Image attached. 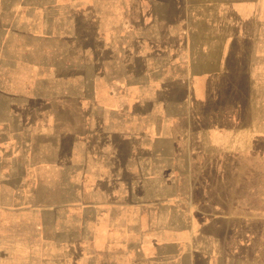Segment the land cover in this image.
I'll return each mask as SVG.
<instances>
[{"label":"rangeland","instance_id":"374dc122","mask_svg":"<svg viewBox=\"0 0 264 264\" xmlns=\"http://www.w3.org/2000/svg\"><path fill=\"white\" fill-rule=\"evenodd\" d=\"M56 5L57 24L71 26L68 40L73 56L81 48L91 59L119 55L136 63L135 81L127 82L134 87L132 103L154 92L160 94L146 80L144 58L158 60L167 55L165 71L185 79L177 86V97L167 99L186 111L178 114L184 127L177 133L188 137L192 122L203 133V123L210 121L215 137H222L223 131L231 136V148L228 152L196 150L183 162L184 185L179 196L184 202L178 201L177 212L169 215L182 224L159 230L157 225L104 222L97 236L93 232L90 239L82 240H78L76 224L72 241L64 240L67 226L61 221L48 225L46 213L27 208V202L19 207L22 197L29 200L31 196L19 193V163L0 161V264H133L139 259L141 244L143 250L147 248L146 258H152L154 247L172 244L162 241L172 233L193 236L184 241L188 244L185 251L192 248L217 259L224 255L216 259L217 264H264V0H56ZM157 62L152 64V73L162 68ZM72 82H0V141L11 142L4 146L9 156H19V90L24 88L23 95L35 91L43 96L77 84ZM97 89H104L105 93L97 91L105 103L110 87ZM91 96L97 98L95 89ZM155 102L158 107L164 104L163 100ZM46 196V188H41L38 197ZM66 196L57 192L56 203L63 204ZM128 228L158 237L124 241ZM195 260L196 264L208 262L203 257Z\"/></svg>","mask_w":264,"mask_h":264},{"label":"crops","instance_id":"0c3cea01","mask_svg":"<svg viewBox=\"0 0 264 264\" xmlns=\"http://www.w3.org/2000/svg\"><path fill=\"white\" fill-rule=\"evenodd\" d=\"M56 9V0H0V82H77L43 96L33 94L35 91L23 95L24 88L19 90V156L6 152L4 146L11 145L9 139L0 141V161H18L19 193L31 194L29 200H19V207L27 202V208L46 213L48 225L62 222L67 226L63 234L66 241L73 240L77 230L72 226L76 224L80 230L78 240L90 239L93 232L97 236L104 222L110 226L157 225L159 230L182 224L175 215L171 219L169 215L177 212L178 201L184 202L179 196L184 185L183 162L190 160L196 150L228 152L231 136L223 131L222 137H215L210 121L203 123V133L193 122L187 129L190 136L182 138L183 133H177L184 127L178 114L186 111L181 105L167 103V99L177 97V86L185 79L182 74L165 71L167 55L158 60L155 56L144 58L146 80L160 94L154 92L152 97L132 103L130 90L134 87L127 82L135 81V62L119 55L108 60L91 59L81 48L78 56H73L68 40L71 26L57 24ZM154 61L163 69L152 73ZM99 87L111 89L105 103L99 99V94L105 93ZM26 88L32 90L31 85ZM94 89L96 99L91 96ZM156 99L164 104L153 105ZM41 188H46V199L38 197ZM57 192L67 195L63 204L56 203ZM129 231L124 232L122 240L142 242L158 237L150 232ZM191 237L172 233L162 239L172 244L154 247L152 258H146L147 248L143 250L141 244L135 262L196 264L194 260L203 257L208 259L207 264H217L225 257L209 258L192 248L185 251L188 244L184 241Z\"/></svg>","mask_w":264,"mask_h":264}]
</instances>
